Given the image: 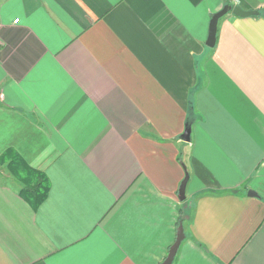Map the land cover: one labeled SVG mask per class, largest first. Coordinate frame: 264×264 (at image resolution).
<instances>
[{"label":"crops","instance_id":"0c3cea01","mask_svg":"<svg viewBox=\"0 0 264 264\" xmlns=\"http://www.w3.org/2000/svg\"><path fill=\"white\" fill-rule=\"evenodd\" d=\"M7 149L0 264H264V0H0Z\"/></svg>","mask_w":264,"mask_h":264},{"label":"water","instance_id":"95a60500","mask_svg":"<svg viewBox=\"0 0 264 264\" xmlns=\"http://www.w3.org/2000/svg\"><path fill=\"white\" fill-rule=\"evenodd\" d=\"M231 11L232 13L240 16H248V15H254L259 14L258 9H244L240 5H232L230 3H226L223 5L221 9L213 13L210 23H209V31H208V37L206 40V44L209 46H214L216 42V34H217V26L218 21L221 16L226 14L227 12ZM181 138L185 141H190L191 139V122H187L185 129L183 133L181 134ZM189 180V173L186 172L185 177L183 178L179 190H178V196L181 200L185 199L186 197V186L187 182ZM248 195H254L257 196L258 193L254 189H249L247 191ZM185 228L182 221H180L179 225L177 226L176 230V237L171 246L169 247V250L167 252V255L161 262V264H173V261L175 259L177 250L179 248V245L181 241L185 238Z\"/></svg>","mask_w":264,"mask_h":264},{"label":"trees","instance_id":"16d2710c","mask_svg":"<svg viewBox=\"0 0 264 264\" xmlns=\"http://www.w3.org/2000/svg\"><path fill=\"white\" fill-rule=\"evenodd\" d=\"M192 113H193V109H192V103L189 102V107H188V117H187V122H191L192 120ZM14 151H9L8 149L7 151H5L4 153H2L1 157H4L3 160H9L8 163L9 165L11 164H16L19 162V171L14 170V172L16 173V175L20 178H22L20 175H22L21 169L23 168L24 170L26 169V163L23 159H21L22 157H18V155L16 154V157H14ZM35 172V171H34ZM39 172V171H36ZM40 173V172H39ZM48 181L44 180L43 178H37L35 181H29L26 184H24L21 187V194H23L32 204L33 206L37 207L39 205V203H41V201L46 197L47 191H48ZM180 219H183V216H180Z\"/></svg>","mask_w":264,"mask_h":264},{"label":"rangeland","instance_id":"374dc122","mask_svg":"<svg viewBox=\"0 0 264 264\" xmlns=\"http://www.w3.org/2000/svg\"><path fill=\"white\" fill-rule=\"evenodd\" d=\"M4 159V157H1L0 158V161H1V163H5L6 162V160H3ZM7 163H8V160H7ZM2 167V166H1ZM6 167L7 168H10L11 170H17V171H19V168H16V167H19V162L18 163H16V164H11V165H9V163L6 165ZM20 172H22V175H20L22 178H24L25 176H27V177H29L30 179H32L31 181L33 182V181H35L36 179H37V177H42L45 181H46V178L42 175V173H39V172H34V171H29L28 173H26L27 172V170L25 169H21V171ZM187 172L189 173V170H187ZM191 172V171H190ZM190 174V173H189ZM187 209H188V211H190V205H188L187 206ZM183 220V219H182Z\"/></svg>","mask_w":264,"mask_h":264},{"label":"built area","instance_id":"2783aa9c","mask_svg":"<svg viewBox=\"0 0 264 264\" xmlns=\"http://www.w3.org/2000/svg\"><path fill=\"white\" fill-rule=\"evenodd\" d=\"M17 20H18V18H15V19H14V21H17Z\"/></svg>","mask_w":264,"mask_h":264}]
</instances>
